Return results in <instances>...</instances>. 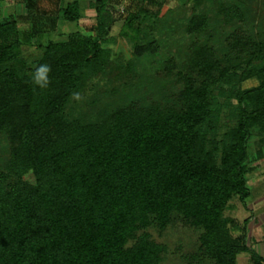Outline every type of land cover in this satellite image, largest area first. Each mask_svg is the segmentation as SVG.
Wrapping results in <instances>:
<instances>
[{
  "label": "trees",
  "instance_id": "trees-1",
  "mask_svg": "<svg viewBox=\"0 0 264 264\" xmlns=\"http://www.w3.org/2000/svg\"><path fill=\"white\" fill-rule=\"evenodd\" d=\"M194 1L200 7L207 0ZM109 3H88L95 37L72 33L34 60L32 73L51 66L46 89L4 68L22 59L23 45L17 18L0 14V134L10 148L0 169V264H158L159 245L147 233L138 236L152 220L164 229L179 213L214 235L232 198L244 203L249 196L248 139L253 127L264 132V41L249 34L234 41V48L251 50L250 73L262 77L254 89L238 91L244 77L237 66L223 65L212 46L194 42L189 64L198 80L183 76L178 105L128 106L97 123L70 119L72 93L84 85L83 72L99 63L114 23ZM28 7L32 16L58 23L78 25L84 17L80 0H28ZM223 10L247 22L240 6ZM207 27L195 15L188 32L201 36ZM232 97L240 107L237 128L219 137L221 110ZM28 174L34 184L24 181ZM243 240L223 246L217 263L236 264L249 252L264 264Z\"/></svg>",
  "mask_w": 264,
  "mask_h": 264
},
{
  "label": "rangeland",
  "instance_id": "rangeland-1",
  "mask_svg": "<svg viewBox=\"0 0 264 264\" xmlns=\"http://www.w3.org/2000/svg\"><path fill=\"white\" fill-rule=\"evenodd\" d=\"M89 1L93 0L81 1L84 17L78 25L58 23L55 17H35L31 13L20 16L22 59L9 62L4 68H12L18 77L27 79L31 77L34 60L42 56L49 44L66 41L76 32L95 37V13L88 8ZM226 5L243 8L247 22L226 18L223 13ZM108 6L114 23L101 41L103 52L99 63L82 74L84 85L77 91L81 99L72 97L67 106L70 119L97 123L128 106L178 105L184 88L183 76L198 80L196 70L189 64L190 47L194 42L208 43L223 65L237 66L235 70L244 77L238 82V91L251 90L261 84L262 77L255 72L251 75L252 69L246 62L251 50L234 48V41L237 36L247 34L264 41V0H207L200 7L194 0H110ZM195 15L207 20V30L201 36L188 32ZM34 24H38V28L32 29ZM32 31L34 34L30 35ZM140 47L148 50L140 55ZM233 98L225 102L221 110L219 137L237 128L240 107ZM8 142L6 135L0 134L1 170L9 157ZM245 164L249 196L244 203L238 196L232 198L223 213V224L214 235L179 213L172 214L164 229L152 220L140 231L139 237L147 233L161 248L158 264H218L223 246L241 244L242 239L248 249L264 257V132L257 127H253L248 139ZM23 179L35 183L32 174ZM236 264L261 263L244 252L237 256Z\"/></svg>",
  "mask_w": 264,
  "mask_h": 264
},
{
  "label": "crops",
  "instance_id": "crops-1",
  "mask_svg": "<svg viewBox=\"0 0 264 264\" xmlns=\"http://www.w3.org/2000/svg\"><path fill=\"white\" fill-rule=\"evenodd\" d=\"M6 13L13 14L17 18L18 27H19L20 26L19 20L21 19L20 16H23L24 14H29V13H31L32 15L34 14V11L29 9L28 0H1L0 14L3 17L4 15H7ZM31 26H32L31 28L33 29V25ZM19 30H20V27H19Z\"/></svg>",
  "mask_w": 264,
  "mask_h": 264
},
{
  "label": "clouds",
  "instance_id": "clouds-1",
  "mask_svg": "<svg viewBox=\"0 0 264 264\" xmlns=\"http://www.w3.org/2000/svg\"><path fill=\"white\" fill-rule=\"evenodd\" d=\"M50 72H51V66L49 64L47 63L40 64L31 74L32 83L41 89L48 88L49 84L51 83L49 78ZM72 97L75 100L81 99V96L78 92L72 93Z\"/></svg>",
  "mask_w": 264,
  "mask_h": 264
}]
</instances>
